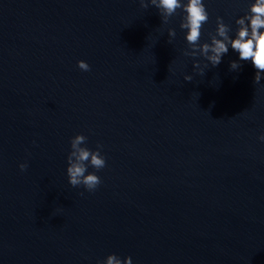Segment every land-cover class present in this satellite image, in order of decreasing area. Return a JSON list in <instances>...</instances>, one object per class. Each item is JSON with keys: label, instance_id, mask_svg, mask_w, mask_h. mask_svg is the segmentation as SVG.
<instances>
[{"label": "water", "instance_id": "water-1", "mask_svg": "<svg viewBox=\"0 0 264 264\" xmlns=\"http://www.w3.org/2000/svg\"><path fill=\"white\" fill-rule=\"evenodd\" d=\"M146 2L0 0V264H264V78L184 55ZM253 2L204 0L200 43ZM77 134L103 145L94 192L69 183Z\"/></svg>", "mask_w": 264, "mask_h": 264}, {"label": "clouds", "instance_id": "clouds-1", "mask_svg": "<svg viewBox=\"0 0 264 264\" xmlns=\"http://www.w3.org/2000/svg\"><path fill=\"white\" fill-rule=\"evenodd\" d=\"M150 3L158 9L165 24L173 16H181L180 27L186 30V41L190 49H186L184 55L193 58L203 56L212 67H216L231 47L239 54V59L230 62V70L238 71L242 68V61H250L256 70L254 82L260 83L264 78V0H254L248 12L236 20L238 28L235 38L229 34L231 26L224 22L223 17L217 16L216 31L208 33L211 42L203 44L200 43L202 28L209 20L204 0H150ZM140 4L144 9L149 7L146 0H140ZM168 33L169 37L175 38L174 28H169ZM209 63L201 67V62L195 60L194 68L199 74L204 75ZM78 67L83 71L91 70V66L84 60L78 61ZM192 79L191 75L184 76L185 81L191 82ZM260 139L264 141V135H261ZM87 140L83 134H77L71 139V151L67 157V176L72 187L83 186L88 192H94L102 184V179L96 172H88V168L91 166L99 171L107 166V159L102 154V144L98 143L96 149L92 150L87 146ZM19 167L21 171H25L28 164L21 163ZM98 264H133V260L131 256L121 259L113 253L105 260L98 261Z\"/></svg>", "mask_w": 264, "mask_h": 264}]
</instances>
